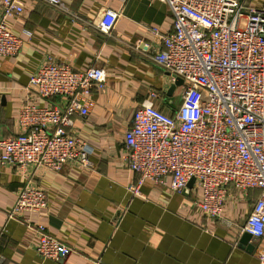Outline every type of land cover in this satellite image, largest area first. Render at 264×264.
Masks as SVG:
<instances>
[{"label": "crops", "instance_id": "0c3cea01", "mask_svg": "<svg viewBox=\"0 0 264 264\" xmlns=\"http://www.w3.org/2000/svg\"><path fill=\"white\" fill-rule=\"evenodd\" d=\"M0 0V4H1ZM24 13L5 20L23 39L15 55H0V137L19 132L18 109L34 94L28 78L45 58L76 70L101 66L104 91H94L88 116L74 117L76 134L91 147L88 163L66 162L60 170H44L33 180L46 191V206L10 217L24 177L13 165L0 169V264H258L259 239L239 231V225L258 195L227 199L221 219L203 217L193 204L194 187L177 193L146 182L142 196L131 195L127 184L135 174L122 159V136L134 110L149 92L163 111L180 103V85L169 91L172 75L155 64L150 54L160 39L146 27L172 30L173 16L162 0H61L64 9L40 0H22ZM264 6V0H248ZM107 8L120 16L110 34L94 22ZM64 104L60 97L39 100ZM42 223L48 233L73 251L59 260L44 259L35 251Z\"/></svg>", "mask_w": 264, "mask_h": 264}, {"label": "built area", "instance_id": "2783aa9c", "mask_svg": "<svg viewBox=\"0 0 264 264\" xmlns=\"http://www.w3.org/2000/svg\"><path fill=\"white\" fill-rule=\"evenodd\" d=\"M64 9L61 0H40ZM173 16L172 30L147 26L161 47L149 58L180 78V103L170 113L152 98L137 104L122 136V159L135 174L127 184L131 195L142 196L151 182L173 192L197 189L193 204L207 219H221L234 193L246 200L258 195L239 225V231L259 239L258 264H264V6L248 0H162ZM24 13L22 0L0 4V55H15L23 39L5 20ZM119 10L105 9L94 22L110 34ZM105 70L91 65L76 70L45 58L28 78L34 96L19 106V132L0 137V169L13 165L24 177L10 217L46 206V191L33 178L44 170H60L66 162L88 163L91 147L74 129V117H86L94 105L93 92L104 91ZM1 97V89H0ZM60 97L64 104L39 103ZM26 225L35 231L36 253L59 260L73 248L48 233L42 223ZM92 264H102L92 258Z\"/></svg>", "mask_w": 264, "mask_h": 264}, {"label": "water", "instance_id": "95a60500", "mask_svg": "<svg viewBox=\"0 0 264 264\" xmlns=\"http://www.w3.org/2000/svg\"><path fill=\"white\" fill-rule=\"evenodd\" d=\"M182 83L181 79L180 78H176L174 83L171 84L170 88H169V91L172 90L175 86H178ZM192 183H193V179H191L188 183V187L190 188L192 186Z\"/></svg>", "mask_w": 264, "mask_h": 264}]
</instances>
